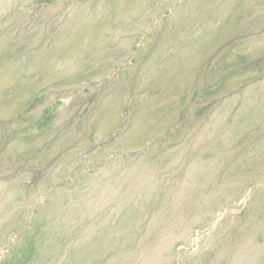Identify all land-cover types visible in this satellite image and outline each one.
<instances>
[{"label":"rangeland","instance_id":"obj_1","mask_svg":"<svg viewBox=\"0 0 264 264\" xmlns=\"http://www.w3.org/2000/svg\"><path fill=\"white\" fill-rule=\"evenodd\" d=\"M264 0H0V264H264Z\"/></svg>","mask_w":264,"mask_h":264},{"label":"trees","instance_id":"obj_2","mask_svg":"<svg viewBox=\"0 0 264 264\" xmlns=\"http://www.w3.org/2000/svg\"><path fill=\"white\" fill-rule=\"evenodd\" d=\"M251 224H252V228L256 227L255 230H261L264 232V206H263L262 210L261 209L258 210L256 215L253 217ZM30 258H31V255L24 254L21 257V260L19 262L21 264H27L30 261ZM261 260H262V258L257 256L256 259L254 261H252L251 264H261Z\"/></svg>","mask_w":264,"mask_h":264}]
</instances>
